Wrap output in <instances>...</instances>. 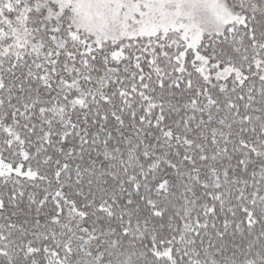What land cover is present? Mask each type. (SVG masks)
I'll return each instance as SVG.
<instances>
[{"label":"snow or ice","instance_id":"6c2138e0","mask_svg":"<svg viewBox=\"0 0 264 264\" xmlns=\"http://www.w3.org/2000/svg\"><path fill=\"white\" fill-rule=\"evenodd\" d=\"M0 264H264V0H0Z\"/></svg>","mask_w":264,"mask_h":264}]
</instances>
